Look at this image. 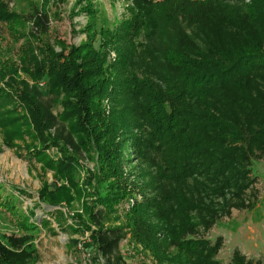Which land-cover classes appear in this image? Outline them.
<instances>
[{"label": "trees", "instance_id": "obj_1", "mask_svg": "<svg viewBox=\"0 0 264 264\" xmlns=\"http://www.w3.org/2000/svg\"><path fill=\"white\" fill-rule=\"evenodd\" d=\"M35 1L17 13L0 0V24L24 38L19 59L45 83L19 90L5 81L0 128L7 144L38 138L41 147L26 149L25 158L66 179L46 204L78 190L79 157L93 142L99 172L112 180L89 210L90 236L106 264H122L126 227L102 226L104 215L136 188L143 199L130 207L129 225L157 263L223 264L222 236L200 234L232 208H246L251 164L264 153V0H182L172 14L169 0H129L128 15L66 53L42 36L50 37L48 5L64 0ZM78 10L97 13L91 3ZM49 147L60 157L50 158ZM129 160L136 165L126 173ZM1 205L16 208L9 198ZM19 224L31 226L27 218ZM20 254L27 253L0 244V264ZM226 264L263 262L236 248Z\"/></svg>", "mask_w": 264, "mask_h": 264}, {"label": "rangeland", "instance_id": "obj_2", "mask_svg": "<svg viewBox=\"0 0 264 264\" xmlns=\"http://www.w3.org/2000/svg\"><path fill=\"white\" fill-rule=\"evenodd\" d=\"M5 1L11 11L26 13L29 9V0ZM169 1L172 4L169 14H172L182 0ZM55 3L50 2L48 5L51 12L50 39L42 36L51 42L55 51L66 53L70 46H77L93 36L98 39L97 30L101 24L111 27L128 15L127 5L130 1L82 0L79 3L77 0H64ZM90 3L97 12L93 18L78 10ZM88 22L95 24V28L91 25L93 29L82 31ZM19 29L26 31L27 24ZM15 36L8 28L5 29L4 23L0 24V86L9 80L19 90L24 85L38 84L43 87L44 81L33 78L31 71L19 59V46L24 38L17 39ZM114 58L115 53L111 51L109 59ZM10 142L6 143L5 130L0 128V203L9 198L16 206L12 210L0 206V244L10 250L23 249L27 254L7 257L8 264H106L90 236L94 226L89 220V210L96 204L95 198H101L108 191L112 180L99 172L100 161L95 144L89 142L85 155L79 157L82 170L75 173L78 190L69 191V200L60 198L57 204L50 205L46 204L54 200L50 191L58 193L60 191L57 188L68 187L66 179L45 167L42 161L25 158L26 149L41 147L42 142L38 138L25 136ZM45 153L50 158L60 157L56 147L46 148ZM135 165L136 162L129 160L124 164L125 172L132 171ZM251 165L255 182L246 192V208H232L229 215L221 217L207 232L200 234L212 241L222 236L223 245L217 258L223 264L230 261L232 251L236 248L246 257L261 259L264 264V153ZM17 189H22V193L17 194ZM142 199L141 191L136 188L114 210L106 211L104 215L102 226L126 227L118 251L122 264H159L147 248L135 241L129 225V209ZM23 218L31 223L30 227H20L19 221ZM160 263L168 264V261Z\"/></svg>", "mask_w": 264, "mask_h": 264}]
</instances>
